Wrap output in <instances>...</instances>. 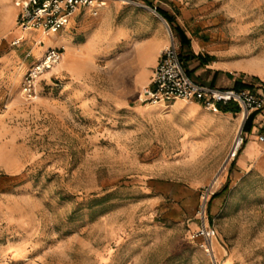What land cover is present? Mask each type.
<instances>
[{
    "label": "rangeland",
    "instance_id": "rangeland-1",
    "mask_svg": "<svg viewBox=\"0 0 264 264\" xmlns=\"http://www.w3.org/2000/svg\"><path fill=\"white\" fill-rule=\"evenodd\" d=\"M145 3L189 35L197 68L264 86V0H109L48 37L22 33L16 0H0V264H264V158L239 164L235 118L139 102L152 39L185 62ZM60 47L25 102L26 71Z\"/></svg>",
    "mask_w": 264,
    "mask_h": 264
},
{
    "label": "built area",
    "instance_id": "built-area-1",
    "mask_svg": "<svg viewBox=\"0 0 264 264\" xmlns=\"http://www.w3.org/2000/svg\"><path fill=\"white\" fill-rule=\"evenodd\" d=\"M109 0H16L20 14L15 26L22 32H40L55 35L62 31L77 10H86L96 17L99 11L108 7ZM64 49L52 48L44 52L26 71L20 94L25 102L36 99V82L52 70L63 58ZM176 101L199 104L212 112L218 105H236L245 117L254 111L264 110V97L249 90L218 89L194 82L178 55V49L171 38L169 45L160 53L152 71L149 83L142 87L139 102L146 106L158 107L166 112ZM264 143V136L258 137ZM212 233L201 229L198 236L209 238Z\"/></svg>",
    "mask_w": 264,
    "mask_h": 264
},
{
    "label": "crops",
    "instance_id": "crops-1",
    "mask_svg": "<svg viewBox=\"0 0 264 264\" xmlns=\"http://www.w3.org/2000/svg\"><path fill=\"white\" fill-rule=\"evenodd\" d=\"M104 11L101 10L99 11L98 15ZM81 12H86L88 13L86 10H77L73 15L72 17L70 18V20L78 13H81ZM90 14V13H88ZM69 20V21H70ZM162 20H160V24L158 25V30L159 32H161V34L164 35V33L166 32V29H165V25L164 23L161 22ZM165 22V21H164ZM166 23V22H165ZM167 25V23H166ZM187 40L189 41V47L190 48H187V47H178L179 48V54L180 56L182 57V59H184V69L185 71H193L192 74L189 76L194 82H197L199 84H202V85H206V86H210V87H216L218 89H233V85H234V82H230V83H225V81H223L222 79H224V73L221 72L219 69H216V68H213L211 66H209L207 64H204V65H201L197 68L198 64L196 63V59H191L190 58V53L193 54L195 57L198 56L197 52L193 49V45H192V41L190 40V37L187 33H184ZM41 36L45 37V35H42ZM151 41H154L155 43V47H157L158 49V52L160 51V53L169 45V43H166L165 40L161 39V40H155V39H152ZM159 58V56H158ZM157 58V59H158ZM158 60H156L152 65H151V72H150V75L146 81V83L142 86H147L148 83H149V79L151 77V74H152V71L156 65ZM194 62L196 63L195 65ZM184 102H181V101H176L174 102L170 107L169 109L164 112V114H168L170 113V116H175L176 113L184 106ZM189 104H192V105H195V107H199L200 105L199 104H196V103H189ZM201 107V106H200ZM158 108V107H157ZM202 108V107H201ZM159 110H161L160 108H158ZM174 109V112L172 113V110ZM163 112V111H162ZM218 113L220 115H223L225 116L227 119H231L233 120V118H235L231 125V127L233 129L236 130V133L238 134L240 129H241V126L244 122V120L246 118H242V117H245V116H242V114L240 113H237V114H232V113H220L217 109L215 111H212L211 113ZM210 113V112H209ZM263 113H264V110H263ZM214 115H212V117L210 116H204V117H201L199 119H196L194 121L195 124H202V123H205V122H209V121H212V118H213ZM188 118H189V115H188ZM257 129H260L262 131H264V116L262 115H258L254 122H253V128L251 130V133L249 135H246V142L245 144L243 145V150L240 154V159H239V164H241L242 166L247 164L248 162H256L258 161L259 159H263L264 158V143H260L258 142V137H256V132H257ZM262 136H264V133L262 134ZM239 147V146H238ZM237 147V148H238ZM236 152V151H235Z\"/></svg>",
    "mask_w": 264,
    "mask_h": 264
},
{
    "label": "trees",
    "instance_id": "trees-1",
    "mask_svg": "<svg viewBox=\"0 0 264 264\" xmlns=\"http://www.w3.org/2000/svg\"><path fill=\"white\" fill-rule=\"evenodd\" d=\"M146 5L148 7H150V8H152V9H154L155 12L167 23V25L169 26L171 32H173L175 34V36L177 37V39L179 41V44H180V47H184L185 46V47L188 48L189 47V41L187 40V38L184 35V33L182 32V30L176 25L173 17H171L165 11H163V10L157 8V7L153 8L149 4H146ZM187 74L189 75L190 73L187 72ZM245 88H247V87L242 85V84H240V83H238V82L234 83V85H233V89L234 90H242V89H245ZM254 92L258 96H263L264 97V86L258 87V88H254ZM217 110L220 113H223V114H225V113H232V114L239 113L238 107L236 105H233V104H228V105H224V106L223 105H218L217 106ZM258 115L264 116L263 111H254V112L250 113L247 116V118L244 120V122H243V124L241 126V129H240L241 134L249 135L251 133V130L253 128V122H254L255 118ZM227 188H228V183H226L224 185L223 189L221 190V193L226 192Z\"/></svg>",
    "mask_w": 264,
    "mask_h": 264
},
{
    "label": "bare ground",
    "instance_id": "bare-ground-1",
    "mask_svg": "<svg viewBox=\"0 0 264 264\" xmlns=\"http://www.w3.org/2000/svg\"><path fill=\"white\" fill-rule=\"evenodd\" d=\"M161 20V19H160ZM162 22V21H161ZM163 23V22H162ZM45 37H48V35H45ZM38 45H41V42L39 41L38 42ZM242 114V113H241ZM242 116H244L243 114H242ZM242 118H244V117H242ZM237 139H239V142H237L238 144H236L237 146L236 147H238L240 144H241V138H237ZM209 246V248L211 249V243L208 245Z\"/></svg>",
    "mask_w": 264,
    "mask_h": 264
}]
</instances>
